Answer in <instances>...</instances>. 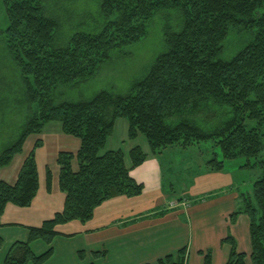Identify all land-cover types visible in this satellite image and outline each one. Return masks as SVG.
I'll return each instance as SVG.
<instances>
[{
	"label": "trees",
	"instance_id": "16d2710c",
	"mask_svg": "<svg viewBox=\"0 0 264 264\" xmlns=\"http://www.w3.org/2000/svg\"><path fill=\"white\" fill-rule=\"evenodd\" d=\"M48 1L0 0L9 21L7 47L22 69L35 108L18 137L0 153V168L10 165L27 139L41 134L51 122L61 123L64 133L81 140V147L77 154L61 152L58 157L60 188L66 194L64 210L41 227L31 228L29 242L15 244L5 264H43L53 249L37 256L30 247L32 241L51 244L57 225L88 222L104 202L143 194L145 186L132 177L131 170L145 162L147 153L139 145L133 147L127 165L123 150L108 149L118 119L128 121L129 139L143 135L154 155L170 147L189 149L212 141L223 157L207 162L212 171L227 170L226 162L239 157L251 161L264 148V0H101L102 29L76 32L61 46L56 44L61 19L48 15ZM167 9L179 14V29L166 34V50L129 93L102 90L90 99L53 104L55 87L95 76L115 50L142 40L149 23ZM231 27L254 30L255 36L232 60H223L219 55ZM210 104L229 107L232 118L208 132L191 115ZM39 146L40 141L15 184L0 182V215L9 203L28 207L35 199ZM241 198L231 221L240 213L249 216L251 261L264 264V173L255 181L253 194L243 192ZM225 241L231 245L227 264H246L247 254L238 251L234 237L230 234ZM185 260L186 249H182L159 264H185ZM205 260L212 264L209 253Z\"/></svg>",
	"mask_w": 264,
	"mask_h": 264
},
{
	"label": "crops",
	"instance_id": "0c3cea01",
	"mask_svg": "<svg viewBox=\"0 0 264 264\" xmlns=\"http://www.w3.org/2000/svg\"><path fill=\"white\" fill-rule=\"evenodd\" d=\"M47 127L41 134L31 135L11 164L0 168V182L15 184L25 160L41 142L36 149L39 190L35 199L28 207L9 203L0 215V264H5L15 244L29 242L31 228L41 227L64 210L66 194L60 188L58 157L61 152L77 154L81 140L64 133L59 124ZM125 138H129V123L121 118L108 149L123 150L121 142ZM137 140H130V151L140 145ZM176 148L154 155L149 143L142 147L147 159L131 170L132 177L145 186L142 195L110 199L97 207L88 222L73 220L57 225L51 244L34 240L30 243L32 251L41 256L53 249L43 264H159V260L176 256L182 249H186L185 264H206L208 253L212 264H227L231 245L225 240L231 234L238 251L247 254L246 264H253L249 216L240 213L235 222L231 221V215L241 207L242 182L233 171L205 167L197 175L188 168L184 191L166 187L165 168L158 159ZM73 164L76 169L77 163ZM181 198L192 202L186 205L179 201Z\"/></svg>",
	"mask_w": 264,
	"mask_h": 264
},
{
	"label": "rangeland",
	"instance_id": "374dc122",
	"mask_svg": "<svg viewBox=\"0 0 264 264\" xmlns=\"http://www.w3.org/2000/svg\"><path fill=\"white\" fill-rule=\"evenodd\" d=\"M100 2L101 0H49L46 3L48 15L61 19L62 23L56 44L58 46L66 44L71 35L79 31L93 33L100 31L105 23ZM8 24L6 9L0 2V153L18 137L24 122L33 113L34 108L28 98L22 69L7 47L5 31ZM179 24L180 16L175 10L160 11L149 23L147 35L137 43L115 50L111 54V59L101 66L95 76L76 84H59L55 87L51 93L53 104L90 99L102 90H110L118 94L129 93L133 84L148 73L158 56L166 50V34L177 31ZM254 36V30L231 27L223 42L219 58L232 60L253 41ZM231 118L232 111L229 107L215 104H210L191 115L192 121L208 132L223 126ZM55 124L61 126V123L51 122L45 128ZM248 124H252L250 120ZM262 133L264 134V125ZM125 140L121 142V148L125 153L126 163L131 164V141L129 138ZM136 142L142 147L148 146L143 135H140ZM176 147L174 153H165L158 162L165 168L166 187H173L178 193L187 187L188 168L195 170L198 175L200 171L205 170L207 162L214 156L223 159L220 149L214 147L212 141L202 142L188 150ZM225 167L233 171L235 178L242 182L241 192L252 195L255 181L264 173V148L262 153L251 161L243 156L228 160ZM169 168L171 172H167ZM191 185L190 181V187ZM179 201L185 202L186 205L192 202L188 198H181Z\"/></svg>",
	"mask_w": 264,
	"mask_h": 264
}]
</instances>
